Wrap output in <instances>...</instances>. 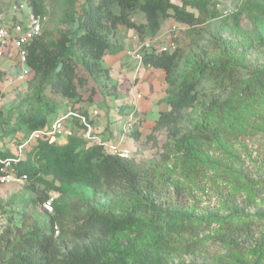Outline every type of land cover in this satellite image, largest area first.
Here are the masks:
<instances>
[{"label":"trees","instance_id":"1","mask_svg":"<svg viewBox=\"0 0 264 264\" xmlns=\"http://www.w3.org/2000/svg\"><path fill=\"white\" fill-rule=\"evenodd\" d=\"M25 1L42 29L27 47L32 77L28 104L14 116L12 131H22L15 142L50 123L57 99L87 115L80 105L99 94L92 80L108 78L103 57L122 49L119 26L151 40L140 49L142 63L161 71L167 108L147 140L165 133L168 142L155 158L122 156L90 144L75 116L65 143L31 142L17 163L31 196L16 204L36 206L54 191V209L42 210L41 219L24 207L8 209L0 264H264V214L246 211L264 193V175L242 172L235 148L264 130V56L249 57L264 52V0L231 10L217 8L218 0H53L60 10L53 27L44 26V0ZM169 18L186 26L185 38L174 35L159 51L152 40ZM212 20L216 26L207 28ZM130 136L140 144V130ZM198 178L223 184L221 212L199 215L186 203Z\"/></svg>","mask_w":264,"mask_h":264},{"label":"rangeland","instance_id":"2","mask_svg":"<svg viewBox=\"0 0 264 264\" xmlns=\"http://www.w3.org/2000/svg\"><path fill=\"white\" fill-rule=\"evenodd\" d=\"M173 1H179V0H173ZM218 1L220 4L219 5L220 9H222V6H223L224 8H229L231 10L235 5L239 4L243 0H218ZM0 3L5 13H7V10L9 11V8H8L9 3H10L9 0H0ZM44 5L47 10V14L44 20V26L47 25V27H53L57 24V17H58V13L60 10L57 6V3L53 0H44ZM134 19L137 22L143 21L144 17H143L142 12L138 11L137 14L134 16ZM163 24H165L164 25L165 29L169 26H172L173 24L176 25V23L172 20V18L167 19V22L165 23L164 21ZM216 24H217V20H212V21H208L205 25L207 28L208 27L213 28L216 26ZM241 24L243 27H246V26L248 27V22L245 18H241ZM185 27L186 26L184 25H179L174 30V33L178 40L185 38V37L180 38V36H182L184 32L186 31ZM161 33L162 31L159 32V34L157 35L158 37L155 39L156 44L157 43L165 44L169 40H171L169 38L164 37V35H160ZM136 35L137 33L133 29H127L125 26H119L117 29V36H118L119 41L127 45V47L129 46V44H132L133 36H136ZM172 36L174 37V34H172ZM127 47H125V49H127ZM113 51L114 49L112 50V52ZM114 52H117V51H114ZM262 55L264 56V52L258 53L257 51L256 52L251 51L249 57L251 58V60L252 58L261 60L263 58ZM102 64L104 67L108 68V78L106 79L105 77H102L96 81L92 80L93 85L97 84L98 88H101V90L94 100L83 102L80 105V106H83V109H86L87 111H91L92 109H97L99 111L100 118L105 117V112L109 107L111 108L117 107V105L120 104V101H122V97L127 99V94L125 92V89L131 83V80L129 78H126L125 81L120 83L122 87L120 88V94L118 92V97H120L118 98V103L117 102L111 103L107 101L108 98L101 100V93L104 92L105 90L104 88H107L109 85L113 84L114 80H117L118 76L120 75V74H117L116 72L110 71V68L106 66L103 60H102ZM134 66H135V62L130 59V64H129L130 69L133 68ZM157 72H159L158 73L159 75L162 74L161 71H157ZM7 73H8V69L6 71L0 70V118L6 117L4 120L6 122L10 120L11 122V119H14L16 111L20 107L28 104L27 98L29 96V91H28L27 82H22V83H17V84L5 83V77ZM143 78L144 79L141 82V86L139 89L142 92H146V91L149 92V82L152 77L151 76L147 77V72L145 71ZM151 91H153V87L151 88ZM162 100L163 99H161V102H160L161 106H162ZM163 103L166 104L164 100H163ZM62 104L63 102L59 104V100L57 99L56 112L63 111ZM124 106H126V103L124 104ZM128 108L133 109V105L128 104ZM166 108L167 107H165V109ZM152 113L155 114L156 112H152ZM49 116L50 115H48V117ZM125 117L126 115H123L122 112H118V115H114L111 118L114 121V124H117L116 129H118L121 126L122 121L124 120ZM148 118L150 119L151 116L148 115ZM147 123H145L142 126L143 135L141 136L139 145H138V142H136L131 136H128V135L125 136L127 139V143L125 142V148H126L125 150H128V154L130 155L134 154L135 157L137 158L157 157L158 154L163 150L161 146L168 142V138L165 136V133L158 134L156 136V141L154 142L148 141L147 135L150 133L149 128L152 125L151 126L146 125ZM108 125L109 124L107 123V125L104 126V131H107L105 128ZM13 132L17 136L22 135V131L20 130H14ZM118 147L121 148L119 144H118ZM235 148H237L236 151L238 152L239 156H241L239 166L241 167L242 172H247L251 177H258L259 175L261 176L264 175V130L259 133L254 134L252 138L239 139L235 145ZM28 184H29L28 179L23 182H10V183H5V184H0V204H2L1 206H3V207H0V229L2 225L6 223L7 215L11 214V211L9 212L8 209H11V210L21 209L22 207L27 205L26 203H20V204H16V203H17V200L19 199H27L31 196L30 195L31 191L26 187ZM216 186H214V184L212 185V180L210 178L209 179L204 178V180L199 179V178L196 179V181L187 190L186 203L192 208H194L199 213V215L205 214V213L218 212V211L221 212L222 202H223L222 197L226 189L223 187V184L220 187H216ZM49 194L51 195L52 193L49 192ZM10 200H14L13 203L6 205L7 204L6 202ZM257 201L258 202L255 207L246 209L247 213L260 212L264 214V193L261 194V197L258 198ZM24 208L28 212L32 213L34 217H38V219H41L39 213H41L43 209L40 206V204H37L36 206L29 205L28 207H24ZM16 222H18V216L16 217ZM184 258L186 260L193 259L192 256H185Z\"/></svg>","mask_w":264,"mask_h":264},{"label":"crops","instance_id":"3","mask_svg":"<svg viewBox=\"0 0 264 264\" xmlns=\"http://www.w3.org/2000/svg\"><path fill=\"white\" fill-rule=\"evenodd\" d=\"M164 25L165 24H162L161 26V29L163 30L160 29V32L162 31L160 35H164V37H166V31H165L166 29ZM121 44L123 45L121 50L106 54L103 57V61L106 64V66L110 68V71L116 72L117 74H120V75L118 76V79L114 80V83L110 85L111 90L114 89L113 92L115 93L109 94V96L107 97L101 94V100L108 98L107 101L111 103H115V102L118 103V98L120 97H118V95L116 94L117 92H119L120 94V88L122 87L120 83L125 81L126 78H129L131 80V83L126 88L127 90L125 89V92L127 94V99L122 97V101H120V104H118L117 107L115 108L109 107L106 110L104 118H100L99 116H96V117L91 118L90 122L92 124L94 133L97 135H100L104 141L110 144L118 143L121 148L126 149L125 142L127 143V139L122 134V127L124 124L123 121H125L126 118L128 117V113L132 110L134 111V116H135L134 118L137 121L134 126L137 127V129L142 132V126L147 122L149 123H147L146 125L151 126L155 118L157 117L158 113L161 110L165 109L166 104L163 103L164 85H163V80H162L163 78L162 74L159 75L158 74L159 72H157L159 70L146 67L143 64L140 66H137V61L129 57L125 53V47H127V45H125L124 43H121ZM130 59L135 62V66L131 69L129 67ZM11 63L12 61L7 57L0 58V70L1 71H6L7 69L9 70L11 68ZM145 71L147 72V77H150V76L152 77L149 82V92L148 91L142 92L139 89L141 86V82L144 79L143 75ZM113 85H116V87L113 88ZM152 87H153V91H151ZM136 92H140L141 96L137 98L135 96ZM161 99H163L162 106L160 105ZM125 103H126V106H124ZM128 104L133 105V109L128 108ZM62 107H63L62 112L57 111L56 113H52L49 118L52 119L54 117L56 118V117L64 115L66 112L69 111L70 103L68 101H63ZM118 112H122V114L126 115V117L122 121L121 126L118 129H116L117 124H114V121L111 118L114 115H118ZM152 112H156V113L153 114ZM148 115L151 116L150 119L148 118ZM5 118L6 117L0 118V151L13 154L15 151V146L17 144V142L15 141H17V139L20 136H17L13 132L14 130L12 131V127L14 126V119H11V122L10 120H8L9 121L8 123V121L6 122L4 120ZM107 123L109 125L105 129L109 132L104 131V126H106ZM58 142L65 143L66 136L59 137Z\"/></svg>","mask_w":264,"mask_h":264},{"label":"built area","instance_id":"4","mask_svg":"<svg viewBox=\"0 0 264 264\" xmlns=\"http://www.w3.org/2000/svg\"><path fill=\"white\" fill-rule=\"evenodd\" d=\"M25 0H17L10 5L7 13H0V58L7 57L11 63V68L5 77L7 84H17L27 82L32 77V71L27 66V47L32 39L41 33L42 18L40 14L34 13L32 10L26 8ZM219 3L216 6L219 8ZM175 27L172 26V29ZM171 29V28H170ZM135 40L133 47L128 50V53L140 59L138 49L142 45H149L150 42H141L138 44V37L133 36ZM171 41L165 44H161L159 50H167L171 45ZM140 95L137 94V97ZM74 114L75 113H68ZM67 114V115H68ZM97 114V111H94ZM66 115L55 119L49 125L42 129L34 130L29 137L18 146V151L13 157H1L0 156V184L10 183L14 181H22L26 178L25 174H18L15 164L20 160L21 149L24 145L41 139H54L56 135L65 133L66 130L63 125V119ZM83 122L86 125L85 137L93 141H99L97 136L91 134V127L87 124L82 117ZM130 125V124H128ZM113 152H117L118 148L115 145L109 147ZM42 207L50 212L53 210L52 197H48L42 202ZM55 233L58 232V228L55 225Z\"/></svg>","mask_w":264,"mask_h":264},{"label":"clouds","instance_id":"5","mask_svg":"<svg viewBox=\"0 0 264 264\" xmlns=\"http://www.w3.org/2000/svg\"><path fill=\"white\" fill-rule=\"evenodd\" d=\"M217 3H219V2H217ZM216 3V4H217ZM216 4H215V6H216ZM9 7H10V5H9ZM8 7V8H9ZM217 7V6H216ZM218 8V7H217ZM8 11V10H7ZM5 12V11H4ZM167 21V20H166ZM165 21V22H166ZM179 24V23H178ZM177 24V22H176V25H172V26H174L175 28L174 29H172V26H169V27H167L166 28V37L167 38H169V39H171V40H169V41H171L172 42V32L179 26V25H182V24H179L178 25ZM185 26V25H184ZM171 28V29H170ZM175 35V34H174ZM138 37V36H137ZM158 36H155L154 38H153V43H154V45H156L157 46V50H159L158 49V47L161 45V43H157L156 44V41H155V39L157 38ZM138 44H140L141 42H151V40H148V39H146V40H144V41H142V40H140L139 39V37H138ZM133 44H134V40H132V44H129V46L127 47V49H125V53H126V55H128L129 57H131V58H133V59H135L136 61H137V66H140V65H142L143 63H142V53L140 52V49H141V47L142 46H144V45H142V46H140L139 47V49H138V53L140 54V59H138V58H136L135 56H133V55H131V54H129L128 53V50H130L132 47H133ZM172 44V43H171ZM148 46V45H147ZM171 46V45H170ZM169 46V47H170ZM168 50V49H167ZM159 51H166V50H159ZM108 69V68H107ZM158 70V69H157ZM160 71V70H159ZM6 82V81H5ZM110 89L111 90V86L109 85L107 88H104L103 90H104V92L103 93H101L103 96H109V94H108V91H107V89ZM99 89V92H100V90H101V88H98ZM113 91H114V89H112ZM137 94H139L140 96H141V93L140 92H136V94H135V96L137 97ZM116 95H118V92H117V94ZM139 96V97H140ZM138 98V97H137ZM94 111H97V114H94ZM70 112H72V113H75L76 115H74V114H68V113H70ZM68 114V115H67ZM91 114V115H90ZM64 115H66V117L63 119V125H64V128H65V130H66V132L65 133H62V134H60V135H56L55 136V138L54 139H52L51 141H57L58 142V139H59V137H61V136H67V134H69L70 133V127L68 126V124L70 123L69 122V120H71V117H77L78 119H79V123H81L82 124V127L81 128H79V133H80V135L81 136H83L86 140H88V142L90 143V144H100V145H103L108 151H111V152H113L109 147L111 146V145H115V146H117V148H118V151L117 152H113V153H117V154H120V155H122V156H130V154H128V150H125L124 148H119L118 147V144H110V143H108V142H106V141H104L102 138H101V136L100 135H97V134H95L94 133V130H93V128H92V124H91V118H93V117H96V116H99V111L97 110V109H92L91 111H87V115H84L83 113H81V112H76V111H73L71 108L69 109V111L68 112H66ZM64 115H62V116H64ZM62 116H59V117H62ZM59 117H54V118H52L51 119V121H50V123L51 122H53L55 119H57V118H59ZM82 117L84 118V120H85V122L87 123V124H89L90 125V127H91V134L92 135H94V136H97V138L99 139V141H93V140H90V139H88L87 137H85V131H86V125H85V123L83 122V120H82ZM135 116H134V111L132 110V111H130L129 113H128V117H127V119L124 121V124H123V127H122V134L124 135V136H126V135H128V136H130V132L132 131V129L133 128H137V127H135L134 125H135V123L137 122L136 120H135V118H134ZM49 123V124H50ZM48 124V125H49ZM128 124H130V125H128ZM70 125V124H69ZM47 126V125H46ZM44 128V127H43ZM42 129V128H41ZM38 130V129H37ZM33 132V131H32ZM31 132V133H32ZM30 133V134H31ZM142 133V132H141ZM29 134V135H30ZM29 135H28V137H29ZM143 135V134H142ZM27 137V138H28ZM27 138H25L24 140H22L20 143H17L16 144V146H15V151H14V153L13 154H11L10 156H6V157H13L16 153H17V151H18V146L20 145V144H22ZM133 138V137H132ZM47 140V139H46ZM50 140V139H49ZM66 140H67V138H66ZM33 142V141H32ZM31 143V142H30ZM30 143H28V144H26V145H24L23 147H22V149H21V151H20V153H21V157H20V160L21 159H23L24 158V152H25V150L28 148V146H29V144ZM59 143V142H58ZM19 160V161H20ZM18 161V162H19ZM17 162V163H18ZM17 163L15 164V166H16V168H17ZM17 171H18V168H17ZM18 174H25L26 175V178L24 179V180H22V181H14V182H23V181H26L27 179H28V177H27V174L26 173H21V172H19L18 171ZM51 195L50 194H48V196L47 197H45L42 201H41V203H40V206L42 207V202L45 200V199H47L48 197H52V203H53V200H54V198L57 196V193L56 192H54V191H51ZM42 209L45 211V212H47V213H52L53 212V210L52 211H50V212H48V211H46L43 207H42ZM54 209V208H53ZM55 226V225H54ZM53 226V227H54ZM57 226V225H56ZM58 228V227H57ZM54 232H55V228H54ZM55 234H58V232L57 233H55Z\"/></svg>","mask_w":264,"mask_h":264}]
</instances>
